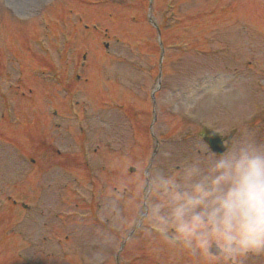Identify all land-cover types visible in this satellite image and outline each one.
Segmentation results:
<instances>
[{"label": "rangeland", "instance_id": "1", "mask_svg": "<svg viewBox=\"0 0 264 264\" xmlns=\"http://www.w3.org/2000/svg\"><path fill=\"white\" fill-rule=\"evenodd\" d=\"M199 130L264 143V0H0V264H195L144 207Z\"/></svg>", "mask_w": 264, "mask_h": 264}, {"label": "clouds", "instance_id": "2", "mask_svg": "<svg viewBox=\"0 0 264 264\" xmlns=\"http://www.w3.org/2000/svg\"><path fill=\"white\" fill-rule=\"evenodd\" d=\"M222 149L197 145L150 182L146 221L195 264H241L264 254V143L241 136Z\"/></svg>", "mask_w": 264, "mask_h": 264}, {"label": "water", "instance_id": "3", "mask_svg": "<svg viewBox=\"0 0 264 264\" xmlns=\"http://www.w3.org/2000/svg\"><path fill=\"white\" fill-rule=\"evenodd\" d=\"M204 140L212 150L217 152L223 150L221 142L217 137H209V138H205Z\"/></svg>", "mask_w": 264, "mask_h": 264}]
</instances>
